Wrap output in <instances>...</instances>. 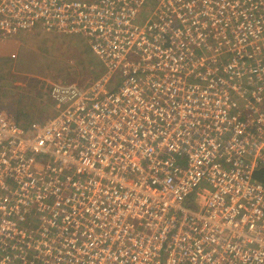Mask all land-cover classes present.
I'll use <instances>...</instances> for the list:
<instances>
[{
	"label": "built area",
	"instance_id": "1",
	"mask_svg": "<svg viewBox=\"0 0 264 264\" xmlns=\"http://www.w3.org/2000/svg\"><path fill=\"white\" fill-rule=\"evenodd\" d=\"M37 27L104 74L0 112V264H264V0H0Z\"/></svg>",
	"mask_w": 264,
	"mask_h": 264
},
{
	"label": "rangeland",
	"instance_id": "2",
	"mask_svg": "<svg viewBox=\"0 0 264 264\" xmlns=\"http://www.w3.org/2000/svg\"><path fill=\"white\" fill-rule=\"evenodd\" d=\"M103 74L100 60L83 36L58 34L42 27L21 32L0 42V112L28 129L30 122H43L56 115L51 86L84 88Z\"/></svg>",
	"mask_w": 264,
	"mask_h": 264
},
{
	"label": "trees",
	"instance_id": "3",
	"mask_svg": "<svg viewBox=\"0 0 264 264\" xmlns=\"http://www.w3.org/2000/svg\"><path fill=\"white\" fill-rule=\"evenodd\" d=\"M256 178H257L260 182L264 183V170L259 171V172L257 173V175H256Z\"/></svg>",
	"mask_w": 264,
	"mask_h": 264
}]
</instances>
